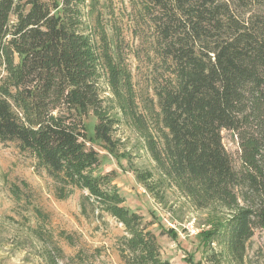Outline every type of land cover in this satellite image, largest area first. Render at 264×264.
<instances>
[{"label":"trees","instance_id":"obj_1","mask_svg":"<svg viewBox=\"0 0 264 264\" xmlns=\"http://www.w3.org/2000/svg\"><path fill=\"white\" fill-rule=\"evenodd\" d=\"M99 2L0 0V143L30 153L58 200L81 191L84 214L121 224L123 264H171L116 173L100 170L96 146L117 156L122 123L155 163L137 183L159 204L173 191L207 212L206 264H248L264 231V0H123L121 26ZM132 58L146 68L139 85Z\"/></svg>","mask_w":264,"mask_h":264},{"label":"rangeland","instance_id":"obj_2","mask_svg":"<svg viewBox=\"0 0 264 264\" xmlns=\"http://www.w3.org/2000/svg\"><path fill=\"white\" fill-rule=\"evenodd\" d=\"M99 1L104 23L111 21L121 26L123 0ZM94 17L95 13L89 20L92 27ZM130 63L135 83L142 84L146 80L144 63L133 58ZM2 76L4 69L0 67V78ZM104 89L108 97L109 92L106 87ZM114 139L118 141L117 156L96 146L102 157L100 170L104 173L114 171L115 184L125 197L126 206L154 224L152 230L158 236L162 258L171 264H206L205 246L199 235L209 229L207 212H198L188 200L173 191L168 193L166 204L157 203L135 178V169L155 171V163L145 150L143 140L122 123ZM223 139L239 169L237 137L231 131H224ZM16 187L20 200L13 194ZM54 189L53 181L36 168V160L30 153L21 152L16 144L0 143V264H52L51 261L57 264H123L118 242L126 235L124 227L107 215L98 217L91 206L84 214L81 206L84 193L81 191L62 201L55 197ZM213 247L219 250L217 244ZM247 263L264 264L262 230L249 242Z\"/></svg>","mask_w":264,"mask_h":264}]
</instances>
